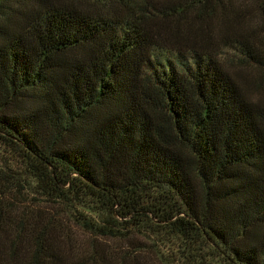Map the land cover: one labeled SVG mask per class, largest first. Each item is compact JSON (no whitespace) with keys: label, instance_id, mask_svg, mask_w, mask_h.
<instances>
[{"label":"trees","instance_id":"1","mask_svg":"<svg viewBox=\"0 0 264 264\" xmlns=\"http://www.w3.org/2000/svg\"><path fill=\"white\" fill-rule=\"evenodd\" d=\"M72 1L0 0V264H264V0Z\"/></svg>","mask_w":264,"mask_h":264},{"label":"rangeland","instance_id":"2","mask_svg":"<svg viewBox=\"0 0 264 264\" xmlns=\"http://www.w3.org/2000/svg\"><path fill=\"white\" fill-rule=\"evenodd\" d=\"M230 56L233 59V55L231 53H228V58ZM10 202L6 203L7 206H9V204H12ZM0 206L3 207V204ZM11 209L12 211L9 212L14 213L13 216H10L13 220H18L21 212L28 211L30 212V214L31 213L36 215L39 214L40 215L39 217L41 218L44 217L43 219L40 220L41 224L48 222V220H53L54 223L59 225V227L61 226L59 230L55 231V237L53 236L55 239V243L57 242L55 248H75V251L78 254L89 252L92 250V248L95 249L97 248L103 251H109L110 249H112L113 252L119 255H123V253H125L126 251L130 252L132 248H140V249L144 248L143 240L137 236H131L126 239L102 240L99 238H95L91 235H88L82 232L81 230H79L77 227H75L70 221H68L65 218V215L62 214L57 208L51 209L49 206H45V205L23 204V205H14L11 207ZM8 210L9 209H7V212ZM15 223L18 224L17 226L19 228V223H21V218H19V221H15ZM22 226L25 227V230L28 229L26 228V224H23ZM59 237H64V238L60 239ZM65 240L67 241V243H63ZM19 246L20 248H31V243L29 241V238L22 239L19 242ZM133 254H134L133 256H135L134 261L137 262L138 264H151L150 261H148L147 255L144 251L139 250L138 253H133ZM125 264H135V263L129 260Z\"/></svg>","mask_w":264,"mask_h":264}]
</instances>
